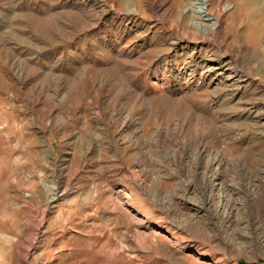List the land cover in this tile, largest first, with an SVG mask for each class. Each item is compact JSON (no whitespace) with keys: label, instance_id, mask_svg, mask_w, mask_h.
<instances>
[{"label":"rangeland","instance_id":"374dc122","mask_svg":"<svg viewBox=\"0 0 264 264\" xmlns=\"http://www.w3.org/2000/svg\"><path fill=\"white\" fill-rule=\"evenodd\" d=\"M203 2L0 0V264H264V0Z\"/></svg>","mask_w":264,"mask_h":264},{"label":"bare ground","instance_id":"6f19581e","mask_svg":"<svg viewBox=\"0 0 264 264\" xmlns=\"http://www.w3.org/2000/svg\"><path fill=\"white\" fill-rule=\"evenodd\" d=\"M187 2L189 6H192V8L193 7L203 8V9L205 8V4H203L204 3L203 0H193V2L191 3L190 0H187ZM259 5L262 7V4ZM257 6L253 10V14H256L255 18H253V20L247 24V28L245 29L244 36L247 45L257 46L259 44L262 45L260 47H263L264 45L262 43L261 37H263L262 35H264V11L259 9ZM195 9H193V11H195ZM203 9L200 12H206L205 9L204 10ZM207 17H205L204 14V20L208 19ZM262 49L263 48H261V50Z\"/></svg>","mask_w":264,"mask_h":264}]
</instances>
